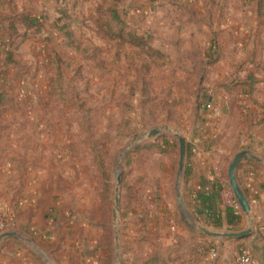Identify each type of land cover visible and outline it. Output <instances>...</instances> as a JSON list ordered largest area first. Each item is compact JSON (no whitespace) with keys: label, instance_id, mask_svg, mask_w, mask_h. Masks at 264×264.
Wrapping results in <instances>:
<instances>
[{"label":"rangeland","instance_id":"374dc122","mask_svg":"<svg viewBox=\"0 0 264 264\" xmlns=\"http://www.w3.org/2000/svg\"><path fill=\"white\" fill-rule=\"evenodd\" d=\"M0 14L17 63L0 79V168L14 162L13 203H36L0 236L19 234L30 264H208L228 240L182 217L179 137L253 101L264 0H0Z\"/></svg>","mask_w":264,"mask_h":264},{"label":"crops","instance_id":"0c3cea01","mask_svg":"<svg viewBox=\"0 0 264 264\" xmlns=\"http://www.w3.org/2000/svg\"><path fill=\"white\" fill-rule=\"evenodd\" d=\"M262 64V75L252 96L264 105V56ZM246 96H240L243 108H240L239 115L220 113L219 120L226 117L227 126L210 120L187 142L185 170L188 176L183 192L184 202L197 223L212 230L241 232L250 227L249 217L241 208L234 206L236 199L226 176L235 155L241 151H248L262 160V163L252 159L242 161L236 171L240 188L250 203L253 232L241 240L224 241L215 264H227L243 249L249 250L258 264H264V124L258 125L264 118V110L253 101L244 99ZM229 97L226 92H211L207 106L210 104L212 109L209 111L219 114L225 108L224 103H229ZM221 98L226 101H221ZM13 164L7 162L0 168V202L7 223L20 225L17 214L27 207L36 209V203L34 199L12 202L13 190L9 180L16 171ZM18 236L1 243L0 264H30L22 244L13 241Z\"/></svg>","mask_w":264,"mask_h":264},{"label":"water","instance_id":"95a60500","mask_svg":"<svg viewBox=\"0 0 264 264\" xmlns=\"http://www.w3.org/2000/svg\"><path fill=\"white\" fill-rule=\"evenodd\" d=\"M160 134V130L154 129L148 134V138L156 137ZM179 143H180V170H179V175H178V181L181 177V174L185 170V165H186V158H187V141L186 139L179 137ZM255 160L257 162L262 163V160L258 158L257 156L253 155L252 153L248 151H241L237 153L231 162L229 169H228V178H229V184L230 188L235 196V199L237 203L239 204L240 208L242 211L246 214L247 217L250 219V227L244 231L241 232H222V231H217V230H212L208 229L202 225H196L195 228L199 231L201 236L208 237V238H213V239H218V240H241L244 239L248 236H250L253 232V220L251 219V207L250 203L245 195V193L242 191L240 188V185L237 180V175L236 171L242 161L245 160ZM118 186L121 185L122 182V175H118ZM119 189H117V192ZM178 204L180 207V212L183 217L186 216L187 210H186V205L184 202V198L182 194H178ZM119 210V197H116V211L114 213V218L117 219V212ZM17 233L15 232H6L3 233L0 236V245L1 243L8 239L15 237Z\"/></svg>","mask_w":264,"mask_h":264},{"label":"trees","instance_id":"16d2710c","mask_svg":"<svg viewBox=\"0 0 264 264\" xmlns=\"http://www.w3.org/2000/svg\"><path fill=\"white\" fill-rule=\"evenodd\" d=\"M24 18H23V17ZM21 17L24 19V20H26V21H28V22H30L31 24L28 26V28H35V26H38V23H39V21H38V19H30V18H28V15H25V14H22L21 15ZM20 17V18H21ZM14 18L15 17H8L7 15H1L0 14V23L1 24H3V23H5L6 21H7V19H9L10 21L12 20V22L10 23V25H9V28H8V32L10 31V32H12V29H14V25H12V23L14 22L13 20H14ZM4 30H1L0 29V45L3 47V51L5 52V54H7V59H5L3 62H1L0 63V79H1V76H4V78L6 77V76H8L7 77V81H9L10 80V76H9V74H10V71H9V67H11L12 65H17V63L15 62V61H13V59H12V54H11V51H10V47H13L14 46V44H13V41H11L12 39H10V41H9V45H7L6 44V41H5V39H6V30H5V33L3 32ZM15 31V30H14ZM7 32V33H8ZM10 36L12 35V33H10L9 34ZM4 82V81H3ZM241 84H247V82H245V81H243V82H241ZM6 84H3L2 85V87L3 86H5ZM233 89V88H232ZM232 89H229L228 88V90H227V92L229 93V96L232 98V95H234V93H233V91H232ZM254 91V89L253 88H251L250 89V93H252ZM4 95L5 94V87L4 88H0V98H2V95ZM251 96H252V94L251 95H249V97L251 98ZM253 102L257 105V106H259V108L260 109H262V110H264V105H262V104H259L255 99H253ZM235 104V100L234 101H231V105L230 106H232L233 107V105ZM264 113V112H263ZM260 124H264V118L263 119H261L260 120V122L258 123V125H260ZM250 163H253V164H256V163H254L253 161H250ZM257 165V164H256ZM187 176H188V172L186 171V174H185V177L187 178ZM226 178L228 179V181H229V178L226 176ZM180 223H184L183 222V219H182V217H180ZM181 225V224H180Z\"/></svg>","mask_w":264,"mask_h":264},{"label":"built area","instance_id":"2783aa9c","mask_svg":"<svg viewBox=\"0 0 264 264\" xmlns=\"http://www.w3.org/2000/svg\"><path fill=\"white\" fill-rule=\"evenodd\" d=\"M207 107L208 109H212V106L210 104ZM234 206L237 209L240 208L237 201L234 202ZM7 227H8L7 220L5 219L4 214L2 212L1 202H0V233L4 232ZM210 259H211L210 264H215V261L219 259V253L216 249L212 250ZM227 264H258V262L249 250L243 249L239 256L232 259Z\"/></svg>","mask_w":264,"mask_h":264}]
</instances>
